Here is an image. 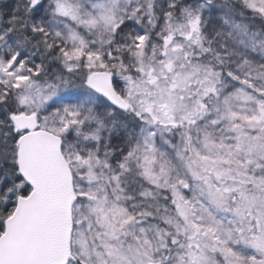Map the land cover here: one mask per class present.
I'll list each match as a JSON object with an SVG mask.
<instances>
[{
	"label": "snow or ice",
	"instance_id": "snow-or-ice-1",
	"mask_svg": "<svg viewBox=\"0 0 264 264\" xmlns=\"http://www.w3.org/2000/svg\"><path fill=\"white\" fill-rule=\"evenodd\" d=\"M0 264H264V0H0Z\"/></svg>",
	"mask_w": 264,
	"mask_h": 264
},
{
	"label": "trees",
	"instance_id": "trees-1",
	"mask_svg": "<svg viewBox=\"0 0 264 264\" xmlns=\"http://www.w3.org/2000/svg\"><path fill=\"white\" fill-rule=\"evenodd\" d=\"M6 2L10 3V2H11V0H6Z\"/></svg>",
	"mask_w": 264,
	"mask_h": 264
}]
</instances>
